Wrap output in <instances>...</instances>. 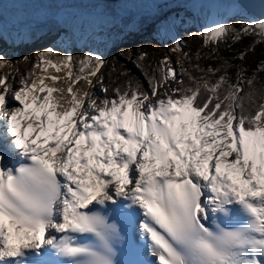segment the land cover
<instances>
[{"label":"snow or ice","instance_id":"1","mask_svg":"<svg viewBox=\"0 0 264 264\" xmlns=\"http://www.w3.org/2000/svg\"><path fill=\"white\" fill-rule=\"evenodd\" d=\"M215 2L210 16L225 18L188 35L209 53L250 40L231 60L185 51L179 14L153 27L173 55L121 47L143 27L128 10L158 0H30L10 32L0 6V45L43 29L56 40L17 90L0 74V264H264V58L249 55L264 14ZM49 66L68 69L70 99L45 84L61 79ZM82 79L103 96L74 90Z\"/></svg>","mask_w":264,"mask_h":264},{"label":"rangeland","instance_id":"2","mask_svg":"<svg viewBox=\"0 0 264 264\" xmlns=\"http://www.w3.org/2000/svg\"><path fill=\"white\" fill-rule=\"evenodd\" d=\"M199 2V4H198ZM198 5V8H196ZM217 3L215 0H182L181 6L178 8H174L171 11L172 15L179 14L182 17H188V23L184 24L186 28L191 29L192 31H198L199 25L201 23H205L209 20L210 18V13L214 10V7H216ZM171 14H168V16H172ZM143 29L142 33H135L133 36L130 37V39L127 37L125 40L126 42L121 44V47H132L133 48V53H135V47L136 43L141 40L142 38L146 37L147 35H150L153 37L155 41V46L158 49V52L160 53V56L164 55H173L171 52H169L168 48L173 46V41L171 39L164 41L158 38H155L154 32H153V27H145ZM186 40H189V46L187 48V51L190 52H195L197 47H200L201 50V55L202 56H207V58H211L215 55H217L218 52L216 53H209V50L207 48H203V41L202 39L197 36L194 38L189 37L187 35ZM165 43H167L168 47H165ZM224 44H221V46ZM220 46V47H221ZM61 54V53H60ZM114 52L108 55L107 59L110 61L112 59ZM176 56L177 53L175 54ZM29 57L27 61L23 59V57ZM63 54H61L59 57L56 56L55 54L50 55V59L59 62V60L62 58ZM175 59V57H174ZM19 62H16L14 64H10L9 66H4L0 68V74L7 75L10 78V82L16 85L17 87L19 86V81L22 80L23 78L26 77V73L32 69V66L34 63H36V56L32 55L31 50H27L25 52H22V54L19 56ZM185 67H188L189 61L182 62ZM42 69L40 67L36 68V75L38 74ZM104 69H102L103 72ZM64 69L62 68L61 71L57 72L55 68L49 66L46 72V76L51 77V76H59L61 79L57 81H52L51 79H47L49 81V84H51V87H55L57 89L63 88L65 91L63 93L61 92H56L53 93V96L56 99H59L60 96H64L66 99H70V94L67 93V88L69 87V84H67V81L64 80ZM15 76L16 79L13 80L12 77ZM92 79V78H91ZM93 82L95 83V78L92 79ZM17 83V84H15ZM106 83V82H105ZM72 87L75 89L79 90L80 94H83L84 91H90V92H95L101 96H103V93L99 92V87L100 85H97L95 88H92L89 86L87 80L82 79L78 84L72 85Z\"/></svg>","mask_w":264,"mask_h":264},{"label":"bare ground","instance_id":"3","mask_svg":"<svg viewBox=\"0 0 264 264\" xmlns=\"http://www.w3.org/2000/svg\"><path fill=\"white\" fill-rule=\"evenodd\" d=\"M158 3H160L158 8L144 6L139 8H133L128 11L132 12L134 15L138 17L141 25H144L145 27L146 26L152 27L160 19H163L164 17L168 16V14H171V11L174 8H178L179 6H181L182 0H158ZM0 6H2L4 10L6 30L9 32L11 31L13 22L15 20L34 10L33 6L30 3V0H0ZM218 7L219 5L217 4L216 7H214V9ZM196 8H198V5ZM210 18L224 19L225 17L218 15V16H210ZM143 29L145 28L142 27L139 31L135 33L139 35V33L143 32ZM189 31L192 30L186 28L185 25H181L178 29H176V33L185 40ZM134 34L127 37L130 39V37L133 36ZM127 37H125L124 39H126ZM54 43H56L54 33L49 32L47 29H43L37 32L36 37L33 39V41L26 44L13 43L10 39H6L2 43V45H0V51L4 52L6 54L5 58L11 59L12 64H14L19 60V56L22 54V52L31 50L32 54L37 56L39 51L44 50V48ZM188 46H189V40H187V48ZM187 48L185 49V51H187ZM74 52L75 54L79 55V49H74ZM61 54L65 55L66 53L61 51ZM177 55L182 57L183 53L177 52ZM182 62H185V60L182 59L181 63ZM63 69H64L63 71L64 80L67 81V84L70 85L71 81L68 80L66 76L68 69L66 68ZM73 71L75 72V68H73ZM41 74L42 72H40L38 76H40ZM43 74L46 75V73ZM91 78L93 79L94 77H90L89 79ZM9 82H10V78H9ZM45 84L51 87V84H49V81L47 79L45 80Z\"/></svg>","mask_w":264,"mask_h":264},{"label":"trees","instance_id":"4","mask_svg":"<svg viewBox=\"0 0 264 264\" xmlns=\"http://www.w3.org/2000/svg\"><path fill=\"white\" fill-rule=\"evenodd\" d=\"M250 43H251V41L246 39L243 44H237L234 49H228L227 45L224 44L220 47L221 50L217 53V55H215L211 58H207V62H212L217 57H224V58H228L231 60V58L235 55V51L237 49H242V48L248 46ZM141 45L149 51H154L157 54V58L160 57V53L158 52V49L155 46V41H154L153 37H151L150 35H147L146 37L139 40L136 43L135 49L137 47H140ZM135 54H136V52L133 53V56H135ZM249 55H250V59H252L254 61L259 60L261 58H264V47L258 48L257 52L254 55L253 54H249ZM111 61H112V59L109 62H111ZM120 62L122 64H125L126 67L131 68L133 70V73L136 74L137 76L140 75L139 70L135 67V65L131 61H126L123 58H121ZM231 62L235 63V64H247V61H242L239 59L232 60ZM188 66H189V64H188ZM103 71H107V68H105ZM141 79H143V77H141ZM105 82L111 83L112 77L106 78ZM117 82L119 83L120 81H117Z\"/></svg>","mask_w":264,"mask_h":264},{"label":"water","instance_id":"5","mask_svg":"<svg viewBox=\"0 0 264 264\" xmlns=\"http://www.w3.org/2000/svg\"><path fill=\"white\" fill-rule=\"evenodd\" d=\"M251 8L252 16H260L261 14H264V6L260 4V0H251Z\"/></svg>","mask_w":264,"mask_h":264}]
</instances>
